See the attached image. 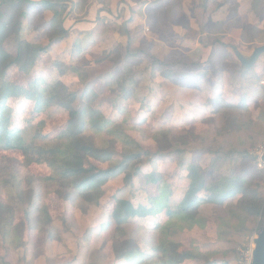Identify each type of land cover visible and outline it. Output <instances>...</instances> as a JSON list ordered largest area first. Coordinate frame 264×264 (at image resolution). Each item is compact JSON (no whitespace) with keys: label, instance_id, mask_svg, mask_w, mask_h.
I'll return each instance as SVG.
<instances>
[{"label":"rangeland","instance_id":"1","mask_svg":"<svg viewBox=\"0 0 264 264\" xmlns=\"http://www.w3.org/2000/svg\"><path fill=\"white\" fill-rule=\"evenodd\" d=\"M30 1L33 2L23 5L28 14L23 21L21 37L48 44L53 12L45 9L42 0ZM59 1L67 6L63 21L69 29V35L51 41L48 53L41 55L31 72H23L13 66L8 70L7 79L28 87L39 76L47 78L49 82L59 78L79 94L84 87H89L95 93V96L89 97L95 106L120 119L122 114L115 108L121 101H116V88L109 85L107 80L133 74L136 83L134 96L122 102L130 110H127L130 115L129 133L141 143L143 149L156 153L159 143L155 140V132L171 129L173 132L170 136L176 141L175 147L179 150L172 154H165V151L163 156H148L143 161L142 174L134 178L130 185L125 183L123 176L111 179L105 185L101 206L111 209L118 198L131 199L136 204L148 203L147 195L157 191V185L151 180L154 175L160 177L161 184L172 187L173 199H180L188 183L182 176L185 174V164H182L181 147L189 142H192L191 146L196 143L197 149L212 148V155L201 151L184 156L202 159L205 165L212 167V171L207 172L208 181L241 171L249 175L254 189L264 193V172H256L257 168L264 169V165L254 158L256 149L264 144V86L261 84L264 78V55L253 67L245 70L232 49L234 46L245 55H250L256 46L264 44V15L259 9L258 0ZM205 2L209 3L206 9L203 6ZM170 9L179 13L175 16L168 14ZM129 43L134 56L124 59ZM5 45L8 51L15 52L14 36L9 37ZM116 45L121 47L110 54V49ZM154 59L163 65H155ZM54 62L63 65H59L56 70ZM127 66L132 68L128 69ZM72 67L84 69L83 81ZM167 71L186 75L199 73L203 76V84L200 87L191 80H187L185 85L161 82L158 78ZM203 88L213 90V93L196 90ZM219 93L223 103L230 101L236 105L227 109L224 106L222 109L214 104L216 110L223 112L219 118L213 113H204L194 126L184 125L188 129L174 128V124H184L180 121L185 120L186 112L198 106L201 108L207 97L209 102H213ZM8 105L12 109L11 124L24 129L27 138L38 145L50 146L52 139L66 128L69 121V111L63 108L54 107L47 112L37 113L33 105L23 98H11ZM141 125L144 126L139 127ZM189 131L200 133L195 135L206 137L207 143L204 145L201 139L192 136L193 133ZM117 149L118 152L122 151L120 144H117ZM244 149L247 150V158L241 154ZM210 157L213 160L217 158L216 164L209 162ZM23 161L21 150L0 147V179L3 181L8 178L13 171H17L21 178L51 173L46 163L25 167ZM92 161L100 167L107 166L98 160ZM35 186L44 197L56 227L69 237L73 236L74 243L78 239V243L74 244L78 246V251L67 250L50 233L29 229L25 232L26 238L35 244L27 251L15 249L0 238V264H115L112 261L111 241L104 243V238L98 235L101 219L92 224L95 216H98L99 207L83 215L76 204L65 202L50 193L53 188L51 183L36 180ZM0 194L3 198L5 194L14 206L15 223L22 222L27 213L33 211L27 203L17 198L14 189L6 187ZM231 202L203 204L200 210L206 217L204 227L195 225L181 229L180 224L175 223L165 234L185 248L203 249V243L213 241L206 251L218 250L220 253L216 254V258L227 260L229 264H247L261 224L257 229L258 220L252 218L245 225L240 222L236 224V219L231 224L224 222L223 219L231 214ZM63 217L68 222L63 223ZM167 220L168 215L162 209L155 217L133 219L127 231L149 251L159 236L158 223ZM204 262V258H196L182 264ZM118 264L128 263L121 261Z\"/></svg>","mask_w":264,"mask_h":264},{"label":"trees","instance_id":"2","mask_svg":"<svg viewBox=\"0 0 264 264\" xmlns=\"http://www.w3.org/2000/svg\"><path fill=\"white\" fill-rule=\"evenodd\" d=\"M29 2L32 3L33 1L0 0V147L21 150L24 155L25 167L35 163H46L51 168V173L47 176L34 177L28 175L21 178L17 171H13L8 178L3 179V181L0 179V193L6 187L14 189L17 198L27 203L30 210H33L27 213L22 222L15 223L14 206L5 194L4 198L0 197V238L2 242L15 249L23 248L26 250L35 244L26 238V230L37 229L50 233L67 250L77 253L78 246L75 247L74 244L78 243V239L77 243H74L73 236L69 237L66 232H62L56 227L44 197L35 186L36 180H40L51 183L53 188L49 192L59 196L65 202L76 204L83 215H87L92 212L93 208L99 207L98 216H95L92 224L101 219L98 235L104 238V243L111 241L112 261L115 264L121 261L128 264H182L187 260L196 258H204L203 264H229L227 260L215 257L216 254L220 253L218 250L206 251V247L213 244V241L203 243V249L185 248L180 242L171 239L169 235L167 236L165 232L175 223H179L181 229L192 228L195 225L204 227L206 217L201 212L200 207L206 203L224 204L231 202V200H234V202L229 203L232 205L231 214L225 217L223 221L231 224L232 220L236 219L238 220L236 224L240 222L245 225L252 218L258 220V229L264 217V193L259 189H254L249 175L241 171L221 175L208 181L207 172L212 171V167L205 165L202 159L197 160L194 156L188 159L184 156L186 153L194 154L201 151H206L212 155V148L197 149L196 143L191 146L192 142H189L181 147L183 148V152L181 151L183 153L182 164H185V174L182 176L187 179L188 183L184 187V193L180 199H173L172 187L161 184L160 177L154 175L151 176V180L157 185V191L147 195L148 203L136 204L131 199L118 198L115 199L111 209L101 206V198L105 194V185L111 179L123 176L125 183L130 185L134 178L142 174L144 162L148 156H163L179 152L175 147L176 141L170 136L173 131L161 129L155 132V140L159 143V150L156 153H150L143 149L141 143L131 136L128 131L131 128L128 124L130 115L127 113V110L128 112L130 110L122 102L123 99L129 100L134 96L133 89L136 83L133 74L110 77L107 80L109 85L116 88L115 91L118 96L116 101H121L119 106L115 108L122 114L120 119L106 114L98 106H95L89 98L95 96V93L89 87H84V90L79 94L78 91L72 89L59 78L49 82L47 78L39 76L30 82L28 87L7 79L8 70L13 66L19 68L20 71L31 72L41 55L48 53L51 41L61 40L69 35V29L64 26L63 21L64 12L67 9L66 4L59 0H42L41 4L45 9L53 12L50 20V42L42 44L22 38L23 21L28 14L23 9V5ZM258 3L259 9L264 15V0H258ZM203 6L206 9L209 3L205 2ZM167 12L174 16L179 13L175 9H170ZM12 36L16 40L15 52L8 51L5 45L6 40ZM120 47L121 45H116L114 49H110V54L118 51ZM130 48L129 43L126 46L127 53H125L124 59L134 56ZM154 61L155 65H163L157 59ZM53 65L54 69L57 70V67L63 64L54 62ZM241 66L245 70L251 68ZM127 67L128 69L132 68L131 66ZM159 67L161 68V66ZM72 68L83 81L84 69ZM197 74L188 73L186 75L167 71L158 79L161 82H175L180 85H185L187 80H191L201 87L203 76ZM200 91L213 93V90H206L205 88L200 89ZM217 95L219 100L216 97L213 102H209V97H207L198 112L192 110L186 112L185 120L180 121L184 124L181 126L174 124V128L183 129L188 125L194 126L204 113H211V115L213 113L219 118L223 112L216 110L214 104L217 107H222V109L224 106L227 109V107L236 105L230 101L223 103L222 95L220 93ZM11 98H23L26 102H30L34 112L37 113L47 112L54 107L66 109L69 111L68 124L56 138L52 139L53 142L50 146L38 145L32 139L27 138L24 129L11 124L12 109L8 105ZM88 99L89 101H87ZM151 109H155V107ZM143 122L145 123V120ZM142 126L144 125L139 127ZM189 132L193 133L192 136L201 139V143L204 145L207 143L206 137L195 135H200V133ZM117 144L121 145V152H118ZM165 151L167 152L165 153ZM241 154L245 158L248 157L245 149L241 151ZM92 160L106 163L107 166L100 167ZM209 160L213 165L217 162V158L213 160L210 157ZM256 172L262 173L264 169L257 168ZM0 196L2 195L0 194ZM162 209H165L168 220L165 223H158L159 236L151 250L147 251L127 231V226L135 218L155 217ZM66 221L67 219L63 217V223ZM64 227L63 230L65 231Z\"/></svg>","mask_w":264,"mask_h":264},{"label":"water","instance_id":"3","mask_svg":"<svg viewBox=\"0 0 264 264\" xmlns=\"http://www.w3.org/2000/svg\"><path fill=\"white\" fill-rule=\"evenodd\" d=\"M232 49L241 64L245 67H253L264 55V44L256 46L250 55H245L234 46H232ZM254 158L264 163V154H255ZM247 264H264V217L261 226L257 231L256 237H254V247Z\"/></svg>","mask_w":264,"mask_h":264},{"label":"built area","instance_id":"4","mask_svg":"<svg viewBox=\"0 0 264 264\" xmlns=\"http://www.w3.org/2000/svg\"><path fill=\"white\" fill-rule=\"evenodd\" d=\"M261 84H262V86H264V78L262 79ZM255 154H259V155H263V154H264V144H261V145L256 149ZM260 162H261V161H260ZM261 163L264 165L263 162H261Z\"/></svg>","mask_w":264,"mask_h":264},{"label":"crops","instance_id":"5","mask_svg":"<svg viewBox=\"0 0 264 264\" xmlns=\"http://www.w3.org/2000/svg\"><path fill=\"white\" fill-rule=\"evenodd\" d=\"M198 92H200V90L199 89H196ZM200 106H198L197 108H194V109H191L192 111H194V112H198L199 110H200V108H199ZM185 117H186V115H184Z\"/></svg>","mask_w":264,"mask_h":264}]
</instances>
